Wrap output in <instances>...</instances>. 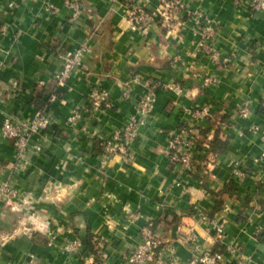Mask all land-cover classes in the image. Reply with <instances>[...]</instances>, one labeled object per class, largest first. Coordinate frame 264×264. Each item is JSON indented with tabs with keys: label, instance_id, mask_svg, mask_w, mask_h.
Returning a JSON list of instances; mask_svg holds the SVG:
<instances>
[{
	"label": "crops",
	"instance_id": "crops-1",
	"mask_svg": "<svg viewBox=\"0 0 264 264\" xmlns=\"http://www.w3.org/2000/svg\"><path fill=\"white\" fill-rule=\"evenodd\" d=\"M79 1L85 10L73 19L66 0H0V27L7 28L0 128L7 116L32 120L36 96L48 100L57 88L63 56L88 47L86 68L49 104L53 126L33 138L42 152L29 155L25 169L15 167L16 150L0 133V186L10 182L22 194L0 201V264H128L150 223L172 264H192L181 238L189 228L207 248L237 249L225 250L224 264H264V11L253 10L252 0H177L181 9L168 26L152 22L140 31L128 21L126 2L154 11L162 0ZM87 8L105 22L101 35ZM198 14L216 24L211 46L218 62L201 47ZM94 88L108 93L112 108L93 110ZM150 92L157 100L129 158L103 166L101 143L131 117L140 119L139 102ZM246 102L249 118L239 114ZM202 110L209 117L195 115ZM76 111L82 117L71 124ZM181 127L223 143L196 175L171 160L169 141ZM218 198L220 243L200 219L216 210ZM90 235L98 240L94 248L84 243ZM75 240L83 244L78 253L67 250Z\"/></svg>",
	"mask_w": 264,
	"mask_h": 264
},
{
	"label": "built area",
	"instance_id": "built-area-1",
	"mask_svg": "<svg viewBox=\"0 0 264 264\" xmlns=\"http://www.w3.org/2000/svg\"><path fill=\"white\" fill-rule=\"evenodd\" d=\"M66 5L71 10L73 19L78 18L83 10H85L79 0H66ZM50 7L53 8V6ZM251 8L256 11H264V0H252ZM177 9H181V4L179 1L174 0L165 5L162 4L161 8L154 11H148L135 5L132 8H127L126 15L132 28L145 31L150 23L157 22L158 20L162 21L163 25L168 26L175 18L174 13ZM197 16L200 19L199 33L203 40L201 47L212 56L215 62H218L220 59L219 54L214 52L211 46L212 39L216 33V24L202 14H198ZM6 30L7 28L5 26L0 27V51ZM87 50L88 47L83 45L76 51L68 52L63 56L62 69L56 75L57 88L50 94L48 106L58 99V89L66 84L72 74L78 69L86 68L83 62V56ZM211 82V78H206V84H210ZM171 88L180 91V87L177 84H172ZM156 97L154 92L145 94L138 105L137 113L140 119L134 116L131 117L124 129L116 131L112 137L101 143L103 166H107L112 159L118 156L125 160L129 158L130 146L139 138L141 127L145 125L146 118L156 103ZM88 102L93 110L96 111L112 108L108 93L102 88H94L89 96ZM48 106L38 110L32 120L22 121L11 116H7L3 120L0 133L3 138L12 142L16 150L15 167L18 170H23L27 167L29 155L42 152L41 145L32 140L35 136H38L44 131H48L53 126V120L47 113ZM239 114L243 118H249L252 115L251 104L246 102L240 108ZM195 115L197 117H206L208 113L202 110L195 112ZM81 117L82 114L76 111L69 119V122L76 124ZM262 138L264 141V129L262 130ZM198 140L199 138L193 134V131L186 127H181L178 133L171 137L169 141L171 160L174 163L181 164L189 175L195 170L197 162L196 155L200 152L204 154L205 149L208 147L207 144H204L203 149L199 150ZM180 148H184V152H181L179 150ZM21 197V192L10 182L3 183L0 186V201L6 199L17 202ZM127 217L133 219L134 215H128ZM200 219L208 225L209 230L214 233V236L222 241L225 235V221L217 219V216L211 218L207 214H202ZM153 226L154 224L150 223L143 228L141 233L142 241L125 258L128 264H172L170 256L167 253L169 246H165L155 234ZM181 238L189 246L193 254L192 264L225 263V252H215L213 249L205 247L200 240V236L192 228H189L186 236ZM82 248L83 244L79 240H75L67 245V250L74 253L80 252ZM236 250V248L226 247V251L229 253H234ZM240 264L244 263L241 262Z\"/></svg>",
	"mask_w": 264,
	"mask_h": 264
},
{
	"label": "trees",
	"instance_id": "trees-1",
	"mask_svg": "<svg viewBox=\"0 0 264 264\" xmlns=\"http://www.w3.org/2000/svg\"><path fill=\"white\" fill-rule=\"evenodd\" d=\"M171 1H173V0H162V2H163L162 4L165 5L166 3H169ZM126 5H127L128 8H132L133 6H135L134 3L130 2V1L129 2H126ZM83 8H84V6H83ZM87 11H88V14H89L90 19H91V24L95 28V33L99 32V35H101L102 32L104 31V24H105V22L104 21L101 22V21H99V20L96 19L95 10L93 8H87ZM157 22L159 24L163 25V22L162 21L158 20ZM57 93H59V92L57 91ZM36 99H37V101L36 100L34 101V105L39 110L44 109L46 106H48V100L47 99L45 100L43 98L42 93L38 94L36 96ZM208 134L209 133L207 131L203 132L202 137L199 138V140H198V149L199 150H202L203 149V145L205 143L208 144V147L205 149V152H204L203 156H200V157L197 158L195 170H194V172L192 174H195L196 175L197 174V171L203 172L205 167L207 168V166L209 164L213 163L214 160L216 159V157L213 156L214 154H213L212 151L215 152L216 151V149H215L216 147L219 148V147H221L223 145V143L220 140H218V138H215L213 140V142H212V140H209ZM234 193H235V191H234ZM235 194L237 195L238 193L236 192ZM222 204H223V202H222L221 198H218L216 210L214 212L210 213V214H207V215L209 217H211V218H214L215 217V214L222 209ZM153 230H154V226H153ZM84 243L86 245H88L89 248H94V246L96 244H98V240L96 238H94L93 236L90 235L89 239L86 242H84ZM219 243H220V240H219ZM213 250L215 252H225L226 249H224L221 246L220 247L217 246Z\"/></svg>",
	"mask_w": 264,
	"mask_h": 264
}]
</instances>
